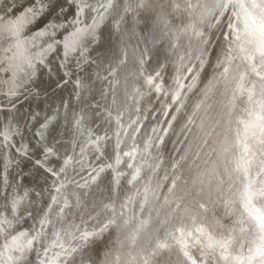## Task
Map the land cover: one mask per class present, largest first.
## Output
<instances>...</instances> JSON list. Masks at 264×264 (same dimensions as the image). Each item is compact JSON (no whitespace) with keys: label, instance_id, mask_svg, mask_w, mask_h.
Returning <instances> with one entry per match:
<instances>
[{"label":"bare ground","instance_id":"6f19581e","mask_svg":"<svg viewBox=\"0 0 264 264\" xmlns=\"http://www.w3.org/2000/svg\"><path fill=\"white\" fill-rule=\"evenodd\" d=\"M164 1L168 6L158 40L168 39L164 46L167 54L152 70L148 68L150 50L142 39L141 27L156 0H112L114 7L104 12L103 18L97 9L107 0H61L60 3L52 0L56 10L46 7L42 17L26 26L23 44L15 59V40L0 33V132L9 136L4 146H0V194H7L9 202L12 198L19 200L20 207L27 208L37 219L48 213L49 206L53 209L48 213L50 223L45 225L46 231L41 237L48 252L45 254L35 242L36 250L41 253L39 259L35 252L22 254L5 249L11 236L5 241L4 234H0V264H40V260H50L52 264H69L70 260L73 264H94L83 258L93 254L113 233L114 256L109 261L108 255L102 253L106 264H165L162 258L167 256L168 264H183L184 259L189 264L193 260L196 264H201V260L203 264H247V258L264 245L262 234L256 229L242 231L246 225L234 223L239 219L237 208L243 210L238 191L242 190L241 180L264 187V164L260 163L264 154L258 143L264 137L258 128L254 129L256 137L250 136L252 129L245 128L248 121L260 123L259 118L264 117L261 85L250 77L246 87L240 86L244 64L239 42L230 45L233 37L229 36L231 29L227 27L226 17L231 13L218 19L215 13L201 17L203 11L213 12L216 0H191L193 4L210 5L207 10L195 11L185 9L184 0ZM177 3L181 5L178 9L174 7ZM30 5L31 0H0V16L7 22L14 18V12L19 15V10ZM49 24L55 28H48ZM93 26L95 39L89 35ZM77 28L85 30L79 45L75 50L65 49L64 38L70 37ZM45 29L46 35H37ZM209 39L211 43L205 51L204 42ZM103 40H109L114 47L101 56L99 45ZM52 41L56 43L48 49ZM230 46L236 59L226 76L218 77L217 87L210 89L213 77L223 71L216 68L217 61L224 59ZM129 53L134 61L128 66ZM26 57L33 68L27 67ZM157 72L160 75L154 84H159V91L146 83L148 77H155ZM253 84L256 85L254 92ZM10 90L16 95H11ZM220 92L223 100L218 105L217 101L212 102L217 105L214 110L210 102L220 96ZM206 107H210V112L213 110L211 114L216 111V116L213 115L216 118L211 121L212 135L218 130L223 137L216 143V137L200 135L202 139L194 148L192 138L202 130L204 122L209 121L206 119L200 126L196 123ZM202 117L203 121L206 116ZM144 123L147 128L141 136ZM175 124H178V133L165 162L162 145ZM229 126L233 130L231 137L227 133ZM40 133L44 134L43 138ZM8 144L28 145L30 158L20 155ZM45 146H54L55 155L49 156L42 168L35 160H43L41 149ZM225 148L229 150L223 151ZM228 154L232 173H224ZM198 161L201 167L202 162L205 166L209 162L208 172L209 166H216L217 173H211L214 178H208L210 182L204 185L206 190L199 187V183L197 191L192 193L193 201L190 198L192 203L199 201L207 211L215 212L213 216L219 227L214 225L212 229L195 226L192 218L196 212L192 218L185 214V218L183 210L179 211L186 201L185 195L179 197L181 183ZM48 167L57 174L48 173ZM177 176L179 180L175 179ZM220 180L224 184L218 190ZM185 182L184 185H188ZM192 188L188 189L192 191ZM53 197L58 204L53 203ZM65 201L71 207L65 209L66 214L59 213ZM229 201L235 204L226 207ZM4 203L0 200V205ZM200 204H196L195 211L197 208L203 215L206 213L207 218L209 213L200 208ZM0 212L12 219L2 208ZM110 220L114 223L109 224ZM35 222L32 218L23 224L14 220L13 228L8 231L15 235L17 229L27 230ZM105 225H108L107 230L101 232ZM52 231L59 233L58 243L63 248L52 246L57 239L51 235ZM81 236L86 239H80ZM225 239L227 244L223 248H215L220 250V257L210 260L207 245ZM159 244L167 246L158 248ZM72 248L76 251L69 255ZM22 255H27L28 259H20ZM225 255L227 260L223 258ZM261 259L256 257L252 264H260Z\"/></svg>","mask_w":264,"mask_h":264},{"label":"snow or ice","instance_id":"6c2138e0","mask_svg":"<svg viewBox=\"0 0 264 264\" xmlns=\"http://www.w3.org/2000/svg\"><path fill=\"white\" fill-rule=\"evenodd\" d=\"M48 8L50 11L56 10V5L52 3V0H31V5L25 9L19 10V15L13 13V19L5 22L4 17L0 16V33H4L7 36L13 38L15 40V48L16 53H14L13 58L15 59L16 54L19 53L20 48L23 44V37L25 35V28L27 25L33 23L38 17H42L45 8ZM114 7L112 0H107V3H100L99 9H97L98 15L100 18H103V13L107 12L108 9ZM175 8H180L181 5L179 3L174 5ZM185 9H192L193 11L206 8V5L197 3L193 4L191 0H184ZM102 10V11H101ZM216 14V18L219 16H224L225 13H231V15L227 16L228 24L227 27L231 29L229 32V36L233 37L230 40V45H235L239 42V53L241 54V61L244 64V73L239 77L240 86L246 87L248 83V78L254 77L256 81L261 85V94H264V0H216L213 5V12L203 11L201 12V17L207 15ZM191 15V12L189 13ZM48 28H55V25L49 24ZM84 29L77 28L74 32L71 33L70 37H65L63 42V47L65 49L75 50L76 46L79 45L82 35L84 33ZM47 34V29L44 31L38 32V36H44ZM89 35L95 39V27L89 31ZM198 36H203V33H197ZM56 41H52L48 43V49H52L53 45ZM205 51L207 45L211 43V40H206L205 42ZM46 49L45 51H47ZM67 55V52L65 53ZM183 60V57H180ZM236 59V54L233 52L231 46L225 51L224 59L217 61L216 68L219 70L223 68L222 72L217 73V76L213 77V80L210 82V89L216 88L219 79L218 77L226 76L229 67L232 62ZM25 63L28 68H33L34 65L31 63L29 58H25ZM41 63H43V59L41 58ZM141 64L144 63L143 60L140 61ZM17 67H20L17 65ZM23 71V68L20 69ZM30 75V74H29ZM160 73L157 72L155 77L149 76L146 80V83L149 87H155L157 91L160 90L159 84H154V80L156 77H159ZM256 85L253 84L252 89L255 91ZM11 95L15 96L16 93L10 90ZM208 97V92H205V98ZM10 104H13V101H9ZM203 102V101H202ZM199 107V105H198ZM260 123L257 121H248L245 124L246 130L252 129L250 132L251 137H256L257 133L254 129L258 128L262 137H264V117H260ZM42 127H47V125H42ZM43 138V133H40ZM0 146H4V142L8 141L9 136L7 133L0 132ZM260 145V151L264 154V138L258 141ZM8 147L16 148V151L24 156L30 158L31 149L28 145L20 144L19 146L8 144ZM229 149L225 148L223 151L227 152ZM43 153V160L37 158L35 160V164L39 167H44L48 161L49 156L55 155L54 146H45L41 149ZM128 155V153H125ZM65 167L68 164V161L65 162ZM119 163V161H117ZM261 164H264V160L260 161ZM111 167V165H108ZM46 171L51 175H56L54 169L51 167L46 168ZM61 172L64 171L62 167L60 169ZM214 171V170H213ZM209 177H212V174H209ZM214 178V177H212ZM176 180H179L180 177H175ZM187 182V181H186ZM197 182L201 185L204 184V179L197 177ZM224 184L223 180L219 181L217 185V189H221ZM242 190L239 191L240 201L243 205V210L241 211L237 208V213L239 215V219L235 221V224L246 225L245 228H241L244 230H252L256 229L258 232L262 234V239H264V187H257L249 181L247 184L241 180ZM79 186V185H78ZM63 185L60 186L62 188ZM173 187H175V183H173ZM60 188H57V192L60 191ZM0 200H3L5 203L0 205V208L3 211L8 212L12 219H9L8 216H4L2 212H0V234H4L5 241H8V237L11 236V241L5 243V249H11L16 252H20L22 254H26L28 252H35L36 257L39 259L41 253L36 250L35 243H39L43 248L44 253L48 252V247L44 245L43 240L41 239L42 235L46 231L45 225L49 224V215L48 213L53 212L51 206H49L48 213H45L42 217L38 218L33 216L32 212H30L27 208L20 207L21 202L15 198H12L9 202V196L7 194H0ZM53 203L58 204L59 202L53 197ZM235 201H229L225 206L234 205ZM200 208H204L207 211V208L204 204L199 205ZM71 207L67 201L64 202V206L59 208V213H65V209ZM107 207V205H106ZM179 208L180 205L178 204ZM19 208V214H17V210ZM186 212L190 211L189 209H185ZM66 214V213H65ZM28 218H32L36 222L33 223L27 230L17 229V234H12V232L8 231L13 228V221L15 220L17 224L27 223ZM114 223V221H109V224ZM39 228V230H37ZM108 225H105L104 228L101 229V232L107 230ZM30 232H33V235H29ZM67 234V233H66ZM51 235L56 237L57 239L53 241L52 246H59L63 248V245L58 243L59 241V233L52 231ZM95 235V234H93ZM223 236V234H220ZM80 239H86V236H81ZM211 240V237H209ZM35 242V243H34ZM227 244V240L215 241L213 243H209L207 247L210 249L208 252L209 258L212 257V254L217 246L223 248ZM167 245L159 244L158 248H165ZM76 249L72 248L69 252H75ZM256 257H261L260 264H264V245L258 247L255 252L252 253L251 256L247 258V264H252L253 260ZM11 259V257H9ZM20 259L27 260V255H22L19 257ZM225 260L228 257L225 255L223 257ZM191 259V257H189ZM40 264H52L50 260H40ZM63 264V262H61ZM69 264H73L70 260ZM192 264H196V260H193ZM201 264L203 261L201 260Z\"/></svg>","mask_w":264,"mask_h":264},{"label":"water","instance_id":"95a60500","mask_svg":"<svg viewBox=\"0 0 264 264\" xmlns=\"http://www.w3.org/2000/svg\"><path fill=\"white\" fill-rule=\"evenodd\" d=\"M58 2L60 3L61 0H58ZM167 6H168V4H166V2L164 0H156L155 4L151 7L150 11L148 10L149 12L147 14L148 15L147 19L143 18V21H142L141 36H142V39L144 40V42L146 43L147 47L150 50V63L148 65V68L150 70H152L154 68V64L156 66L157 63L160 62V59L165 57L167 54L164 46L166 45L168 39L167 40L165 39L164 41L158 40L159 39L158 35H159L160 31L162 30V26H163L162 22H163V24L165 23L164 15H166ZM209 7H210V5L206 4L205 9L207 10V8H209ZM166 24H167V22H166ZM136 39L139 42V38L137 37V35H136ZM111 47H114V45L110 44L109 40H103L101 42V45H99V53H101L100 55L103 56L104 54H107L108 50H110ZM128 56H129V59H128L127 65L129 66L131 63L133 64L134 60H133L131 53H129ZM169 65H170V63H169ZM168 70H169V68L166 70L165 75H164V80H165L164 82L165 83L167 82V78H168V76H167L169 73ZM233 116H234V114L230 115V119H229L230 124L233 122ZM177 126H178V124L174 125L172 132L168 135L166 141L162 145V155L164 157L165 162H167L169 157H170L172 144H173V141H174V139L178 133ZM146 128H147V125L144 123L141 127V130H140L141 136H143L144 133L146 132ZM198 133H199V131H197L195 133L196 135L192 138V140L195 139V143L197 142L195 144L196 146L201 141L200 140L201 137L197 136ZM227 133H228V137L232 136L233 130H232L231 126H229L227 128ZM224 164H225L226 170H227L224 173H232V165H231L230 155L227 156V158H225ZM193 206L196 207V204L193 203ZM184 209H185L184 205H182L179 208V211L183 210V212H184ZM114 235L115 234L113 233V234H111V237L106 238L105 241L102 242L101 245L93 252V254H89L88 257H84L83 261L89 260L90 262L92 261L94 264H106L107 262L103 263L104 260H102V253H103L101 251L102 247H107L106 252L104 251V254H106V256L108 255L107 259L110 261V259H112V257L114 256V246H112V244H111L112 237ZM125 239H126V236H125ZM141 243H143V242H141ZM176 254L179 255V253L177 251H176ZM164 256H166V254H164ZM167 258H169V256L162 258V259H164L163 261L166 262L165 264L170 263V260ZM77 264H83V263L77 262ZM161 264H163V263H161ZM183 264H189V261H187V259H184Z\"/></svg>","mask_w":264,"mask_h":264},{"label":"rangeland","instance_id":"374dc122","mask_svg":"<svg viewBox=\"0 0 264 264\" xmlns=\"http://www.w3.org/2000/svg\"><path fill=\"white\" fill-rule=\"evenodd\" d=\"M219 95H220V96L215 97V99H214L213 101L210 102V104L212 105V107H213L214 110H216V106L219 104L220 100H223V98L221 97V95H222L221 92L219 93ZM220 97H221V99H220ZM216 99H217V100H216ZM214 101H215V102H214ZM216 101H217L218 103H217ZM212 102L217 103V105L214 104V103H212ZM207 103H209V102H207ZM210 104H207V105H210ZM213 104H214V106H215V105H216V106L214 107ZM212 111H213V110H212ZM212 111H211V112H212ZM211 112H210V107H206V108L204 109V113H202V115H200L199 118L196 120L197 125L200 126V125L202 124V122H204L206 119H207V120L209 119V121H205V122H204L205 124L203 125L202 130L199 128V129H200V131H199L200 133H198V134H199V137H201L200 135H202V138H204V137H205V138H206V137L209 138V137L212 135V133H211V131H210V130H212V132H213V126L211 125V123H212L211 121H213V120L216 118V117H214V116H216V115H214V114L216 113V111H215V113H212V114H211ZM207 113H208V114H207ZM209 113H210L211 116H212V117L210 116L211 118L209 117V115H210ZM205 114H206V115H205ZM207 115H208V116H207ZM213 115H214V116H213ZM202 116H206V117H204L205 119H203V121H202V118H203ZM201 117H202V118H201ZM213 117H214V119H213ZM211 119H212V120H211ZM209 122H210V123H209ZM204 129H205V130H204ZM201 131H202V132H201ZM215 131H216V134H215L216 136H215L214 134H213L212 136H213V137H216V139H214V140H215L216 143H217V142H219L218 139H222L223 136L219 135V134H221V133H219V132H221V131H218V130H215ZM207 132H208V133H207ZM204 133H205V134H204ZM217 133H218V134H217ZM206 134H209V135L206 136ZM204 135H205V136H204ZM208 136H209V137H208ZM202 138H201V139H202ZM201 139H200V140H201ZM210 142H212V141H210ZM196 143H197V142H196ZM196 143H195V144H196ZM195 144H194V146H193L194 148L196 147ZM201 144H203V143H201ZM193 151H194V149H192V152H193ZM192 152H191V154H192ZM191 154L189 155V157L192 156ZM198 163H199V161H198V162H194V163H193L194 167L191 166L190 170H193V171H192L193 173H192L190 170L188 171L189 173L187 172V178L185 179V181H187V180H188V181L185 182V181L183 180V181L185 182V184H188V185L185 186V185H184V182L181 181V182H183V183H181V184H183V186H182V188H181L182 191L179 189V191L181 192V194L179 193V197H183V196L185 195L183 198L186 199V201L184 200L183 204L185 203V205H186V203H187V205H188V203H189V206H190V207L188 206L189 209H190V211L186 212L185 209H186V208L188 209V207H187V205H186V206L184 205V208H185V209H184V216L190 214L189 216L192 218L193 216H191V215H193V214L196 212L195 215H194V218H192V219H195V221H192V222L195 223V226H197V224H198V227H199L200 225H201V226L204 225V226H206L207 228L212 229V226H214V225H215L214 227H219V226H218V225H219V224H218V220L214 217V216H215V214H214L215 212L213 213V212H210V211H206V212H208L209 214H208V217H207V218L204 217V216H207L206 213L203 215L202 212H201L200 210L197 211V208H196V211H195V207H191V206H193V203H192L193 199H192L191 197H192V193H193L194 191L196 192L197 189H198L199 187H201L202 189L205 188L204 190H206V187H205V186H207V184L210 182V180L208 179V178H210L209 175H208V176H206V175H207V174H210V173H212V174L215 175V174L217 173V171H216V166L211 165L213 168H211V166H209V171H210V172H208V170H206V168H207L206 166L208 165L209 162L206 163V166H205V162H204V163L202 162V166H203V164H204V166H205V167L203 166V167H204L203 170H202L203 167L200 166L201 164H198ZM198 166H199V167H198ZM197 167H198V169H197ZM200 168H201V170H202L203 172H205V173L201 172ZM210 168H211V169H210ZM194 169H195V170H194ZM197 170H198V171H197ZM212 170H215V171H212ZM198 172H200V174H199ZM213 172H214V173H213ZM190 173H192V174H190ZM193 174H194V175H198L200 178H203V179H204V184H203V185L200 184L199 187H198V184H199V183H198L197 181H195V180H197V178H196V176H194ZM202 175H203V176H202ZM198 176H197V177H198ZM204 177H205V178H204ZM195 178H196V179H195ZM206 178H207V180H209V181H207ZM205 180H206V181H205ZM191 181H192V183H193V182H194V183L192 184ZM188 182H189L190 184H189ZM205 182H207V183H205ZM178 185H179V184H178ZM191 185H194V186H191ZM204 185H205V186H204ZM187 186H188V187H187ZM192 187L195 188V189L193 190ZM185 188H186V189H185ZM188 188H192V191H191V189H188ZM187 189H188V190H187ZM185 190H186V191H185ZM189 192H191L190 195L188 194ZM180 195H181V196H180ZM186 195H187V196H190V197H187ZM207 195H208V194H207ZM177 196H178V195H177ZM212 196H213V195H212ZM190 198H191L192 201H190ZM188 200H189L190 202H189ZM191 203H192V204H191ZM195 204H200V203H199V201H198V202L195 201ZM185 212H186V213H185ZM191 213H192V214H191ZM212 213H213V214H212ZM185 214H186V215H185ZM196 214H197V215H196ZM213 215H214V216H213ZM202 216H203L205 219H204V218L202 219V218H201ZM209 216H210V217H209ZM212 217H213L214 219H213ZM185 218H187V216H186ZM188 218H189V217H188ZM191 218H190V219H191ZM210 218H212L213 220L210 219ZM192 219H191V220H192ZM201 219H202V221H201ZM208 219H210V220H208ZM206 220H208V222H207ZM215 221H217V223H216ZM199 222H200V223H199ZM202 222H205V223H202ZM209 224H210V225L212 224V225L210 226ZM224 225H225V224H224ZM221 229H223V228H221ZM222 231H223V230H222ZM223 233H226V232L223 231ZM217 247H219V246H217ZM217 247H216V249H217ZM106 248H107V247H104V249H106ZM102 249H103V248H102ZM218 249H219V248H218ZM218 249H217V250H218ZM217 250H214V252H213L212 257H211L210 260H213L214 258H215L214 260H217V257H220V254H221V253L219 254V251H220V250H219V251H217ZM101 251L104 253V250H101ZM105 252H106V250H105ZM217 253H218V255H217ZM214 255H215V256H214ZM207 257H208V256H207ZM212 258H213V259H212Z\"/></svg>","mask_w":264,"mask_h":264}]
</instances>
